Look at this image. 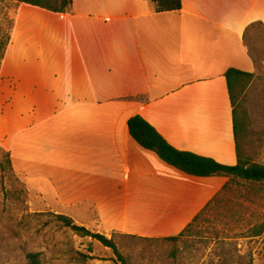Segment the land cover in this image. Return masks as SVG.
<instances>
[{"label":"crops","instance_id":"obj_1","mask_svg":"<svg viewBox=\"0 0 264 264\" xmlns=\"http://www.w3.org/2000/svg\"><path fill=\"white\" fill-rule=\"evenodd\" d=\"M253 22L264 25V0H181L176 12L146 0H72L70 13L17 3L0 60V147L29 195L109 238L174 237L166 213L180 208L178 235L231 181L167 165L127 121L235 165L224 74L254 72L243 39Z\"/></svg>","mask_w":264,"mask_h":264},{"label":"rangeland","instance_id":"obj_2","mask_svg":"<svg viewBox=\"0 0 264 264\" xmlns=\"http://www.w3.org/2000/svg\"><path fill=\"white\" fill-rule=\"evenodd\" d=\"M16 9L17 3L0 0V41L10 32ZM246 44L258 63L244 92L248 127L240 146L249 161L264 164V31L256 29ZM174 211L166 213L171 236L181 223L179 215L186 214ZM78 213L82 223L94 227L87 212ZM54 214L59 213L29 195L16 173L0 167V264H24L28 253L38 252L42 264H119L112 249L74 234ZM112 236L127 264H264V184L233 179L177 241Z\"/></svg>","mask_w":264,"mask_h":264},{"label":"trees","instance_id":"obj_3","mask_svg":"<svg viewBox=\"0 0 264 264\" xmlns=\"http://www.w3.org/2000/svg\"><path fill=\"white\" fill-rule=\"evenodd\" d=\"M15 3H24L34 7H38L54 13H70L72 11V0H9ZM154 6L155 12H176L181 9V0H146ZM12 21V19H11ZM10 21V23H11ZM264 31V25L261 22L250 23L244 31L243 39L245 43L248 42L249 37L253 36L256 29ZM10 31V26L8 27ZM9 40V33L7 37L0 41V60L3 57L5 47ZM248 45V44H247ZM249 54L255 65L258 61L253 56L251 45L249 44ZM230 103L232 106V123L233 135L235 140L236 150V164L224 165L220 164L212 158L201 156L189 151H182L171 146L145 119L139 115H135L128 119L127 128L131 138L137 142L142 148L154 152L157 157L167 165L192 176L210 177V176H226L229 177V182L235 178L264 184V164L249 161L242 153L241 142L244 133L248 127V115L244 104V95L247 86L253 79V73L242 71L235 68L228 69L224 74ZM0 167L11 172H15L11 166L10 153L0 147ZM226 185L223 190L226 189ZM207 205L202 211H204ZM201 211V212H202ZM197 216L176 236L163 238L168 241H177L190 228L191 224L198 218ZM56 219L60 221L65 227L69 228L74 234L80 237H89L97 241L102 246L110 248L116 254L119 264H127L126 260L118 252L113 241V236L110 238L103 234L92 232L84 226L74 223V221L65 215L54 214ZM136 237V236H132ZM91 259L92 256H83ZM24 264H42L41 254L28 253Z\"/></svg>","mask_w":264,"mask_h":264}]
</instances>
